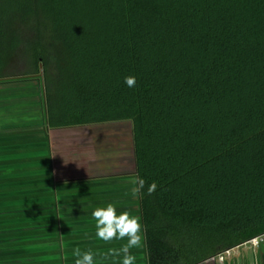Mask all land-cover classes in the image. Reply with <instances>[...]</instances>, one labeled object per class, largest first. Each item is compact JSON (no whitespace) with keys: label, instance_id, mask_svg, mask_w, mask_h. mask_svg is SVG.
Segmentation results:
<instances>
[{"label":"trees","instance_id":"obj_1","mask_svg":"<svg viewBox=\"0 0 264 264\" xmlns=\"http://www.w3.org/2000/svg\"><path fill=\"white\" fill-rule=\"evenodd\" d=\"M28 77L47 128L127 131L146 264L264 234V0H0V80Z\"/></svg>","mask_w":264,"mask_h":264},{"label":"crops","instance_id":"obj_2","mask_svg":"<svg viewBox=\"0 0 264 264\" xmlns=\"http://www.w3.org/2000/svg\"><path fill=\"white\" fill-rule=\"evenodd\" d=\"M16 87L19 85L9 80H0V126L42 131L36 134V142L21 143L16 148L0 145V160L22 159L0 162V231L6 233L0 243V258L5 262L0 264H75L76 248L81 252L91 250L94 264H121L122 256H108V249H119L126 241L98 240L92 212L113 204L117 215L127 211L141 218L139 199L130 191L129 181L135 171L127 131L102 125L49 129L43 102L37 103L39 94L12 95L20 90ZM23 99L36 102L32 114L6 113L27 108L13 103ZM109 135L116 136L113 140L121 147L116 159L109 158ZM75 139L81 144H73ZM31 245L41 246L29 250ZM130 252L136 256L135 264H146L143 240L141 248ZM222 255V259L216 256L200 264H264V243L256 249L242 244Z\"/></svg>","mask_w":264,"mask_h":264},{"label":"clouds","instance_id":"obj_3","mask_svg":"<svg viewBox=\"0 0 264 264\" xmlns=\"http://www.w3.org/2000/svg\"><path fill=\"white\" fill-rule=\"evenodd\" d=\"M124 83L129 88L136 85L135 76L124 77ZM129 183L131 187V196L142 199L145 194L146 181L138 174L133 175ZM157 189L155 182L147 186L146 194L152 195ZM95 223V236L98 240L105 243L113 240L126 241L119 249H108V256L121 257V264H135L136 256L131 254V249L142 247V225L140 216H132L129 212L124 211L117 215L116 208L113 204H108L104 208H96L92 212ZM73 256L75 264H94V255L91 250L81 252L79 248L74 249ZM108 257L106 256L105 259Z\"/></svg>","mask_w":264,"mask_h":264},{"label":"rangeland","instance_id":"obj_4","mask_svg":"<svg viewBox=\"0 0 264 264\" xmlns=\"http://www.w3.org/2000/svg\"><path fill=\"white\" fill-rule=\"evenodd\" d=\"M24 63H25L24 67L26 68V66H27V58H25ZM24 67H23V69H24ZM15 81L16 82H14V81H11V82H13L14 84L19 85V88L16 87V89H20V90L12 92V95H18L19 94L21 96H26V95H30L32 93H38L39 96H40V99H39L40 102L38 101L37 103H39V104L41 103V95H42L41 82L40 83L38 82V85L39 84L40 85L37 88V86L34 87L35 86L34 84H35L36 81H34V79H32V77L31 78L28 77V78L18 79V80H15ZM16 89H14V90H16ZM34 101H37V100H34ZM13 103H15L14 105L17 104V105L28 106V107L27 108L23 107L21 109H19V108L18 109H14V111L6 112V113H8V114H11L12 113L14 115H17L19 113H27L28 112L29 115H30V114H32V111H33L32 104L33 103H36V102H33V100L26 101V100L23 99V101L22 100L21 101L17 100V101H13ZM38 109H41L42 110V106H40ZM0 115H3V114H0ZM25 119H27V118H25ZM27 120H29V119H27ZM13 121L16 122L17 119H15ZM9 123H12V122H4L3 124H9ZM110 125H112V124H110ZM102 126H106V125H102ZM0 127H2V128H0V145H3V147L7 146V147H11V148L20 147L19 144H21V143L22 144H25L27 142H36V136H37L36 134H38L39 132L42 131V129L36 130V129L25 128V126L22 129H17V128H14V127H12V128H9V127H4L3 128V126H0ZM101 132L103 133L104 131H101ZM26 135H31V136H30L29 139L26 138V139H23L22 140V137L23 136H26ZM109 138H110V140L108 142V145H109V150H108V152H109V158L110 159H112V158L113 159H116V157L118 156L119 150H121V147H120L119 143L117 144L113 140V139H116V136L109 135ZM39 139H41V138L39 137ZM39 141H41V140H39ZM45 141H46V146H47L48 137L46 135H45ZM103 141H105V140H103ZM71 142L73 144H76V145H80L81 144V141L78 140V139L72 140ZM10 145H13V146H10ZM33 147H35V146H33ZM105 151H107V150L105 149ZM77 152H78V150L77 151L76 150H73V153H77ZM5 160L6 161L0 160V162L1 163L2 162H8V161L9 162H12V161L14 162V161H20L22 159L21 158H17V157H11V158L5 159ZM0 217H1V215H0ZM3 224H4V221H3ZM3 234H6L5 231H3V230L0 231V238H1V240L3 238H5V236H6V235H3ZM62 236L63 235L61 233V237ZM1 242H4V240L0 241V243ZM0 246L3 247V245H0ZM40 246L39 245H31L30 247H28V249L29 250L30 249L31 250H36ZM64 246L65 245H64V242H63L61 244V248L63 249ZM4 262H5L4 261V258H0V263H4ZM62 264H63V262H62Z\"/></svg>","mask_w":264,"mask_h":264},{"label":"built area","instance_id":"obj_5","mask_svg":"<svg viewBox=\"0 0 264 264\" xmlns=\"http://www.w3.org/2000/svg\"><path fill=\"white\" fill-rule=\"evenodd\" d=\"M262 243H264V234L256 236L254 238H251L250 240L245 242L243 245L247 246L249 248H252V249H256V248L260 247V245ZM228 253H229V250L224 252V253H222V254H228ZM222 254H219L217 257L222 259V256H223Z\"/></svg>","mask_w":264,"mask_h":264}]
</instances>
